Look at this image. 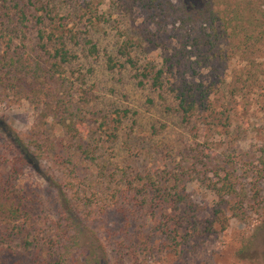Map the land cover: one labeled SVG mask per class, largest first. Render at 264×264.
<instances>
[{"label": "trees", "instance_id": "1", "mask_svg": "<svg viewBox=\"0 0 264 264\" xmlns=\"http://www.w3.org/2000/svg\"><path fill=\"white\" fill-rule=\"evenodd\" d=\"M76 3V16L84 22V31L78 27L81 21L71 25L73 14L59 11L53 0H15L7 8L8 22L0 30L9 50L0 57V85L40 98L50 115L61 113L59 124L69 136L68 142L52 141L47 136L43 143L29 141L22 148L19 136L0 117V264H94L81 238L84 225L97 214L63 208L55 239H43L36 230L34 205L21 187L25 170L34 160L48 159L66 166L78 153L96 165L99 158L104 159L96 176L100 191L105 193L99 212L105 220L120 224L112 233L116 237L112 264H127L129 259L134 260L132 264H144L153 255L160 264H187L189 254L218 231H226L232 218L249 217L247 190L238 187L231 171L223 170L225 175L221 177L216 164L219 180L214 189L219 201L205 216L207 208L194 200L182 171L170 175L137 173L129 180L124 169L118 178L116 169L112 173L108 169L112 165L107 155H102L93 142H86L89 130L79 118L84 103L57 97L58 81L66 79L67 68L77 60L89 62L104 57L108 69H130L138 85L158 93L166 113H177L186 124L199 121L209 130L223 128L228 136L233 135L236 114L232 104L247 99L259 81L256 61L263 59L260 53L264 52V0H204L199 6L188 0H151L148 9L173 18L176 31V44L171 45L162 62L142 57L141 35L122 29V17L113 20V14L103 12V0ZM133 8L139 6L126 7ZM110 21L119 39L114 54L103 53L92 37L93 28ZM15 38L21 40V46L14 49ZM248 54L252 59H247ZM245 60L253 64L240 66ZM237 63L230 71H222L224 65ZM259 83L264 84L263 79ZM149 101L154 103L156 99ZM130 117L129 109H117L112 117L103 118L99 128L114 142ZM245 124L250 126V121L237 120V127L244 128ZM62 149L69 156L61 153ZM198 153L193 164H206L205 158L213 162L207 150ZM253 199L258 204L264 202L259 192ZM15 242L22 251L13 249ZM13 256L17 259L10 262Z\"/></svg>", "mask_w": 264, "mask_h": 264}, {"label": "rangeland", "instance_id": "2", "mask_svg": "<svg viewBox=\"0 0 264 264\" xmlns=\"http://www.w3.org/2000/svg\"><path fill=\"white\" fill-rule=\"evenodd\" d=\"M188 1L199 6L204 0ZM14 3L15 0H0V30L8 22V6ZM53 3L62 13L73 14L71 25L80 20V15L76 16L79 13L76 0H53ZM150 3L151 0H103L101 9L113 14V20L122 17V29L141 35L144 40L140 48L142 57L162 62L171 45L176 44L175 26L173 18L157 15L156 10L148 9ZM164 3L171 6L167 1ZM131 6L139 8L126 9ZM11 13L16 18L15 10ZM83 25V21L78 24L82 31ZM92 37L103 53H116L119 39L112 21L93 28ZM7 45V38H3L0 32V57L9 51ZM12 45L14 49L21 46V40L15 38ZM75 49L82 56L80 47ZM260 54L263 59L256 61L257 78L264 81V52ZM247 59H252L249 54ZM252 64L251 60H245L240 66L250 67ZM235 66L238 63L224 65L222 71H230ZM65 78L58 81L57 97L84 103L80 106L79 118L84 119L82 124L87 126L91 136L86 138V142H93L102 155H107L112 165L108 169L110 173L116 169L118 178L124 169L129 180H133L137 173L170 175L182 171L194 200L207 208L205 216L219 201L214 189L215 181L219 180L215 174L216 164L221 169V177L225 175L224 171H231L238 187L247 190V209H251L249 217L246 220L232 218L226 231H218L189 254L187 264H264V202L258 204L253 199L256 192H259V197H264V84L256 82L247 99L234 100L236 125L232 128L233 135L228 136L223 128L209 130L199 121L186 124L177 113H166L158 93L149 86L138 85L130 69H108L104 57L89 62H82V58L77 60L67 68ZM154 98L156 102L149 101ZM75 107H78V102ZM117 109H129L131 117L125 121L120 137L111 142L99 126L103 118L112 117ZM0 117L19 136L18 143L22 148L29 141L43 143L47 136L52 141L68 142L66 129L59 124L61 113L50 115L49 108L40 98L28 96L25 92L17 93L3 84L0 85ZM240 119L249 120L250 126L237 127ZM70 121L68 119L67 123ZM201 149L212 154L213 162L209 163L205 158L206 164H193ZM64 151L62 149L61 153ZM64 155L69 156V153L64 152ZM103 161L99 158L96 165L80 153L74 156L73 163L66 166L48 159L42 162L34 160V164L26 168L21 185L34 205L36 230L43 239H55L63 208L97 214L84 225L81 238V245L94 264L114 262L116 237L112 233H116L120 225L119 222L105 220L99 212L105 193L100 191L101 182L96 176ZM70 168L73 170L69 172ZM113 192L109 193L110 197ZM226 209L227 215H231V211ZM17 242L13 243V249L22 251ZM16 259L13 256L9 261ZM133 261L129 259L127 264ZM144 264L160 262L153 255Z\"/></svg>", "mask_w": 264, "mask_h": 264}]
</instances>
